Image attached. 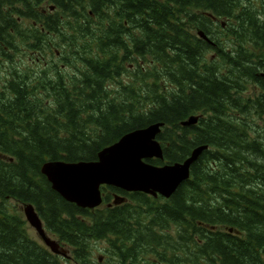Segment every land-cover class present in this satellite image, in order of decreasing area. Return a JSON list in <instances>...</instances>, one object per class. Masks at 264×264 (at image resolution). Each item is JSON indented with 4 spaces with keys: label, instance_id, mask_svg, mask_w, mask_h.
I'll return each mask as SVG.
<instances>
[{
    "label": "trees",
    "instance_id": "16d2710c",
    "mask_svg": "<svg viewBox=\"0 0 264 264\" xmlns=\"http://www.w3.org/2000/svg\"><path fill=\"white\" fill-rule=\"evenodd\" d=\"M208 13L229 23L222 48L216 43L207 60L210 46L190 26L199 28ZM60 20L69 21V37L57 35L53 50L44 36ZM50 53L68 65L69 80L47 61ZM3 57L0 264H103L100 257L106 264L134 257L142 264H264V0H0ZM128 64L132 81L121 84ZM249 86L258 92L245 94ZM190 115L197 122L182 126ZM154 122L164 125L157 134L163 159L153 164L182 161L208 145L169 198L108 186L100 206L80 208L40 172L48 159L95 160L124 133ZM112 193L127 201L108 207ZM24 203L70 255L29 236L18 210ZM100 239L108 247L96 258Z\"/></svg>",
    "mask_w": 264,
    "mask_h": 264
},
{
    "label": "water",
    "instance_id": "95a60500",
    "mask_svg": "<svg viewBox=\"0 0 264 264\" xmlns=\"http://www.w3.org/2000/svg\"><path fill=\"white\" fill-rule=\"evenodd\" d=\"M196 121L197 116L191 115L181 125H192ZM162 126L163 122H154L124 133L118 140L103 147L96 160H46L41 164L40 172L63 199L81 208L92 209L101 204L103 185L169 198L189 178L191 165L208 145L194 147L182 161L152 164L147 159L163 158L162 148L156 139ZM125 200V196L113 194L108 206ZM23 213L52 252L64 254L57 249L59 244L46 235L32 204H25Z\"/></svg>",
    "mask_w": 264,
    "mask_h": 264
},
{
    "label": "rangeland",
    "instance_id": "374dc122",
    "mask_svg": "<svg viewBox=\"0 0 264 264\" xmlns=\"http://www.w3.org/2000/svg\"><path fill=\"white\" fill-rule=\"evenodd\" d=\"M219 20H221L222 22H223V26H218L217 25V22H212V23H210L207 27V29H210L211 31H213V32H216V33H214V35H213V37H214V39H215V41L218 43V47L219 48H222V46H223V37H219L221 34H222V29H225V24H227V23H229L228 21H226V19L224 18V17H222V18H220ZM202 24V26H205L204 25V23H201ZM212 26V27H211ZM218 26V27H217ZM192 29H191V31L192 32H194L195 31V29H193V27L194 26H190ZM206 29V30H207ZM51 54V53H50ZM49 54V56H48V62H54V64H58V66L60 67V68H62L63 67V65H61V59H60V57H58L56 54H54V53H52L51 55ZM39 56H40V54H38ZM37 55V56H38ZM211 55H215V53H213L212 52V50H206V56H205V58L208 60L210 57H211ZM15 58H17L18 59V56H15ZM204 58V59H205ZM57 60H59V61H57ZM2 62L0 61V64H1ZM47 62H44V64H43V66L46 64ZM24 65V64H23ZM23 65L21 66V68H20V70L22 71L25 67H23ZM6 67L5 68H7V65H5ZM62 66V67H61ZM5 68H0V76H4L5 75ZM63 69V68H62ZM20 70H18L17 71V73H18V75H20ZM64 70V75H65V77H66V79L67 80H69L68 79V77H69V71H66L65 69H63ZM123 75H121V76H119V82L121 83V84H125V83H128V82H131L130 81V77H128L127 75H130V73L128 72V71H124L123 73H122ZM2 77H0V86H1V80H2ZM35 78L36 77H34V76H32L31 77V80H33L34 79V81H35ZM113 86L115 87L116 86V84H113ZM250 88L245 92V94H248V95H252L253 93V91L254 92H258V90H257V87H253V86H249ZM260 123H262V124H264V122L263 121H260ZM25 206V204H19L18 205V210H19V213H20V215L22 216V218L24 219V220H26L25 219V217H24V213H23V207ZM25 227H26V231H27V233L29 234V236L30 237H32L34 240H36V242H38L39 244H42L44 247H46V245L43 243V241L39 238V236H38V234H37V232H36V230L27 222V220L25 221ZM156 231H154L155 232V235L156 236H158L159 234H161L162 232L160 231V230H158V229H155ZM165 233H167L168 235H169V237L171 238V239H173L174 238V231L173 230H168V232L167 231H164ZM47 235L48 236H50L51 238H52V240H54V241H58V239L55 237V236H53L51 233H47ZM36 238V239H35ZM62 243H60L59 244V246H58V250L59 251H64L67 255L68 254H70V248L69 247H67L66 245H65V243H63L62 245H61ZM93 244H95V245H97L98 247H99V250L98 251H95V257H96V255H97V257H98V254L99 255H103L104 254V249H106L107 247H108V243H107V239H100V240H98V241H93ZM61 245V246H60ZM63 246V247H62ZM47 249H49L48 247H46ZM49 251H51V249H49ZM181 256V255H180ZM133 261H134V264H137V263H143L141 260V258H139V257H134L133 259H132ZM132 260H126V264H130L129 262L130 261H132ZM102 262H103V264H106V261H105V258H103L102 259Z\"/></svg>",
    "mask_w": 264,
    "mask_h": 264
},
{
    "label": "flooded vegetation",
    "instance_id": "af4514ba",
    "mask_svg": "<svg viewBox=\"0 0 264 264\" xmlns=\"http://www.w3.org/2000/svg\"><path fill=\"white\" fill-rule=\"evenodd\" d=\"M43 13L45 14V12L43 11ZM38 24V23H37ZM221 26H223V24H221ZM61 29H62V34L60 33L61 32ZM133 31H135V30H133ZM206 32H208L207 30H205ZM68 32H69V26H68V24H66V25H61V22H60V28L58 29V31L57 32H55V31H50V32H48L47 33V36H44L45 38H46V46H48L49 47V45H51V43L52 42H54L55 40L56 41H58L60 38L58 37V36H56L57 34L58 35H60V37L62 36V35H66L67 36V34H68ZM209 33V32H208ZM50 35V36H49ZM59 38V39H58ZM135 44H134V42L132 43V49L134 50L135 48V46H134ZM50 48H52L53 50H56V47H50ZM63 48H64V50H63V52H64V54H66V55H68L69 54V48H68V46L66 45L65 46V43H63ZM59 50L60 49H58V51H56L57 53L59 52ZM57 53H56V55H57ZM58 56V55H57ZM59 57V56H58ZM2 63L0 64V67H2V68H5L6 66L5 65H7L8 63L7 62H4V57L0 60ZM4 62V63H3ZM64 63H61V65H63ZM60 68V67H59ZM62 68H64V65H63V67ZM12 71V68H11V70H10V72ZM60 76H61V74H60ZM5 77H8V79H10V77L9 76H5ZM64 79L65 80H67L66 79V77H65V75H64ZM263 120H264V117H263ZM263 126V124H261V127ZM261 134H264V131H261ZM264 144V140H263V142H262V144L261 145H263ZM102 192H103V195H104V190H103V187H102ZM113 194V193H112ZM110 202H107L106 204H107V206H108V204H109ZM217 229V227H215V226H213V227H211V230H216ZM222 230L223 231H225L226 232V235L228 236V234H230V232L231 231H226L225 230V228H222ZM234 235H236V236H238L236 233H234ZM240 236L241 237H244V233L243 232H241L240 233ZM162 260H158V259H153V262L154 263H162L161 262ZM262 261H264V257L262 258ZM148 262V261H147ZM162 264H165V263H162Z\"/></svg>",
    "mask_w": 264,
    "mask_h": 264
},
{
    "label": "bare ground",
    "instance_id": "6f19581e",
    "mask_svg": "<svg viewBox=\"0 0 264 264\" xmlns=\"http://www.w3.org/2000/svg\"><path fill=\"white\" fill-rule=\"evenodd\" d=\"M4 8H5V7H4ZM202 23H203V22H202ZM211 27H212V26H211ZM217 27H218V26H217ZM206 29H207V28H206ZM57 35H58V34H57ZM57 35H56V36H57ZM49 36H50V35H49ZM58 39H59V38H58ZM3 43H4V42H3ZM21 43H22V42H21ZM45 43H46V42H45ZM27 44H28V43H27ZM62 45H63V44H62ZM54 46H55V45H54ZM47 47H48V46H47ZM49 47H50V46H49ZM49 47H48V48H49ZM56 47H57V45H56ZM59 48H62V47L59 46ZM46 49H47V48H46ZM46 49H45V50H46ZM48 50H50V49H48ZM63 50H64V48H63ZM36 51H37V50H36ZM46 51H47V50H46ZM43 52H44V51H43ZM50 52H51V51H50ZM37 53H38V52H37ZM45 53H46V52H45ZM58 53H59V52H58ZM54 54H55V53H54ZM41 55H42V54H41ZM50 55H51V54H50ZM32 56H34V55H32ZM36 57H37V56H36ZM49 57H50V56H49ZM37 58H38V57H37ZM140 58H141V57H140ZM46 59H47V58H46ZM39 60H41V59H39ZM42 60H43V59H42ZM48 60H49V59H48ZM48 60H47V61H48ZM69 60H70V59H69ZM43 61H44V60H43ZM57 61H59V60H57ZM60 61H61V60H60ZM41 63H42V61H41ZM63 65H65V64H63ZM66 65H67V64H66ZM66 65H65V66H66ZM61 67H62V66H61ZM66 67H68V65H67ZM67 69H69V68H67ZM7 71H8V70H7ZM171 163H172V162H171ZM140 193H141V192H140ZM94 209H95V208H94ZM107 238H108V237H107ZM35 239H36V238H35ZM61 245H62V244H61ZM61 245H60V246H61ZM62 247H63V246H62ZM115 249H116V248H114V250H115ZM51 251H52V250H51ZM69 255H70V254H69ZM96 256H97V255H96ZM102 257H103V256H102ZM114 257H115V256H114ZM96 258H97V257H96ZM96 258H95V259H96ZM168 260H169V259H168ZM98 262H99V260H98Z\"/></svg>",
    "mask_w": 264,
    "mask_h": 264
}]
</instances>
